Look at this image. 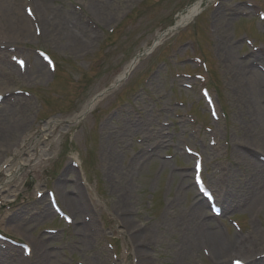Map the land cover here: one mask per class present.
<instances>
[{"label":"rangeland","instance_id":"obj_1","mask_svg":"<svg viewBox=\"0 0 264 264\" xmlns=\"http://www.w3.org/2000/svg\"><path fill=\"white\" fill-rule=\"evenodd\" d=\"M88 1L43 2L48 8L75 14L79 22L90 29L91 39L85 49L74 51L64 47L55 37L48 39L46 35L42 36L38 23V36L34 34L33 37L30 30V37L11 40L6 44L11 45L9 51L4 56L0 54V86L8 83L9 93L20 92H12L19 103L6 114L17 115V118L31 123L15 133L10 141L12 150L2 151L7 160H18L23 155L22 150L34 138L41 136L42 126L46 123L52 125L51 133L46 137L49 157L39 156L43 144L34 149L38 166L33 169L30 163L19 172L21 187L10 193L4 199L6 205L0 208V232L27 242L32 249V241L45 238L49 251L56 254V264H89V261L113 264L115 261L108 243L117 253L126 251L125 239L119 233V225L113 215L116 210L113 202L115 189L122 187L120 190L124 188L128 197L127 207L132 212L129 217L133 223L137 226L150 224L155 237L152 262L167 264L176 252L178 237L173 213L186 212L197 195L193 186L186 194L184 190L178 191L184 174L192 184L193 162L191 158L186 159L184 145L203 155V179L223 210L230 209L233 218L238 220L243 228L242 235L252 227L264 230V205L259 211L252 212V209L245 211L243 206H239V198L235 203L223 202L224 187L218 180H226L232 172L239 175L237 178L241 181L248 178L247 167L235 157L236 150L242 152L245 146H249L254 153L264 155V141H260V149L255 148L254 141L257 143L259 135L255 136L256 129L252 130L248 124L256 111L253 106H247V98L240 100L236 92V87L244 89L242 86L248 87V84L245 80L236 82L228 67L230 65L221 57L228 47L238 45L241 48L232 54H237L235 59L242 65L250 63L249 55L254 53L252 47H260L264 54V23L257 20L253 8L246 6L250 3L264 11V0H109L115 16L106 23L96 20L85 8ZM198 1V13L187 25L171 36H163L161 44L150 54L142 56L125 80L115 89H109L137 54L150 48L157 35L174 25L186 8ZM38 3L39 0L34 7ZM231 20L232 27L228 25ZM36 50L46 52L55 64L53 73L44 65L45 78L38 76L33 67L34 57L38 58ZM12 56L24 60V70L17 67ZM194 59L204 63L206 68ZM194 75H201L204 83L193 81ZM186 76L192 79L188 80ZM202 87L207 88L213 99L219 116L217 123L211 120L200 96ZM101 92L103 95L93 102L94 107L75 122V116L84 105ZM256 100L264 104V93L259 98L254 97L252 102ZM6 102L3 101L0 108L10 104ZM135 124L144 131L127 133V128ZM205 127L212 129L215 147L207 145L209 134ZM257 130L264 134L260 125ZM106 136L120 139L119 148L124 152L119 156L120 168H133V175L131 173L125 184L119 185L117 180L107 176L103 147ZM253 137L254 141H251ZM159 141H162L161 147L147 162L148 165L145 162L131 166L132 156L138 155L141 149L156 146ZM2 156L0 153V159ZM74 161L79 167L64 178L60 189L73 196L75 188L81 184L85 206L76 212L74 222L82 223L83 216H88L87 229L94 227L99 231L97 236H92L93 239L88 238L87 243L79 236L77 225L68 227L55 215L34 220L41 203L47 204L45 190L51 189L56 195V181ZM2 178L1 172L0 184ZM255 182L253 180V184ZM43 185L46 187L42 188ZM260 186L264 188V183ZM36 190L41 191L40 198L36 197ZM177 198L173 212L170 210L169 213L168 206ZM58 203L62 210L72 215L66 204ZM17 212H22L29 219L24 232L5 224L7 217ZM206 213L210 216L207 208ZM221 219L207 221L208 226L218 232L215 226L223 222L229 228V239H232L235 233ZM46 230H54L55 233L50 234ZM128 261L134 263L131 256ZM185 263L212 264L197 249ZM178 264H182L180 258Z\"/></svg>","mask_w":264,"mask_h":264},{"label":"bare ground","instance_id":"obj_2","mask_svg":"<svg viewBox=\"0 0 264 264\" xmlns=\"http://www.w3.org/2000/svg\"><path fill=\"white\" fill-rule=\"evenodd\" d=\"M36 1L31 0V10L35 18V22L41 26L42 36L46 35L48 39L55 37L59 39L62 45L71 50L85 49V45L88 40L91 39V31L87 26H84L76 18L75 14L71 12H59L56 9L48 8L43 2L48 0H39L36 6ZM109 0H90L85 5V8L89 10L94 16V18L99 19L100 22L110 21L115 13L112 11L113 7ZM27 7L25 0H0V54L5 55L7 53L8 42L11 40H16L17 37H30L29 32L32 31L34 37V28L31 20L24 15V8ZM200 8V2H196L186 8L185 13L182 14L175 22L176 26H185L188 22L198 13ZM120 10V9H119ZM221 20L218 19L217 22ZM223 20V19H222ZM230 27L233 26L232 20L228 23ZM89 29V30H88ZM31 30V31H30ZM41 33V32H40ZM41 36V35H40ZM16 37V38H14ZM6 45V46H5ZM241 45L234 48L228 47L227 52L221 54V57L227 63L230 71L233 73L236 82L241 83L245 80L248 87L243 85L239 88L238 83L236 89L240 100L248 99L247 106H253L256 114L252 115V118L248 120V124L251 125L254 135H259V138L254 141V137L251 141L255 142V148L259 147L260 141H264V134L261 136L260 131L257 130L260 125L264 129V104L256 100L252 102L255 97L259 98L260 95L264 93V74L262 71L257 69V65L263 69L264 59L261 54L249 55L251 61L247 65H242L241 62L235 59L237 54H232L239 50ZM11 65V64H9ZM132 65H130L131 67ZM33 67H35L38 76L45 78V70L43 62L34 57ZM128 65L123 69L122 73L117 77L122 79L125 74L129 73L130 68ZM245 74V75H244ZM244 77H243V76ZM8 83L2 84L0 86V94L3 95L10 92ZM2 99V100H3ZM5 100H8L11 105L4 106L0 108V151L8 152L9 149L12 150L10 141L14 138L17 131L26 129L30 126V122L25 119L17 118V115H8V112H12L18 104V100L13 98L10 93L7 94ZM258 101V102H257ZM2 103V102H1ZM93 103L89 102L84 105L81 112L75 116V122L83 117L87 111H90L93 107ZM250 105V106H249ZM249 110V108H248ZM254 111V112H255ZM132 127V128H131ZM129 126L126 130L127 133H138L143 132L144 129L139 125ZM135 127V128H134ZM52 125L51 123H46L42 126L41 136L34 138L31 144H28L23 150V155L19 157L18 160L9 162L7 156L1 157L0 160L4 159L0 164V170L2 166L4 177L2 179V184L0 185V196L6 198L9 193H14L19 190L22 185L21 180H19V172L30 163L35 169L38 166V159L35 158L36 152L34 149L39 145H44L39 152V156L49 157L47 153L48 141L46 137L51 133ZM264 132V130H263ZM21 136V135H20ZM106 142L103 144L105 149V163H106V173L111 179L117 180V184H125V180L131 175H133V168L129 167L127 170L120 168L119 156L124 154L120 150V139H115L111 136H106ZM162 141L156 144L153 149H141L138 155L131 157V166L142 165L146 162L152 160L153 155L161 147ZM263 148H264V142ZM14 147V146H13ZM249 146H245L242 152L236 150L234 152L235 157L241 164L247 167L249 172L248 178L241 181L239 175L232 172L227 175L226 180L218 179L222 183L224 189L223 202H233L239 198V206H243L245 211L251 210L259 211L264 205V188L260 186L264 183V166L258 160L254 159L250 153L247 154ZM264 152V149L262 150ZM254 153V150H250ZM188 160V158H187ZM8 163V164H7ZM237 163V165H240ZM145 164V165H146ZM146 165V166H147ZM73 169L68 167L63 172L64 174L56 181V197L58 201L63 202L68 206L70 213L76 216V212H79L85 206V201L83 198V192L80 187L75 188L73 196H69L67 191L65 192L61 188L63 185L64 178L72 173ZM187 174L182 177L181 185L179 190H184L183 193L191 188L193 184L187 181ZM254 180V184H253ZM17 183L15 184V182ZM121 182V183H120ZM261 182V183H260ZM15 184V185H14ZM117 186V185H115ZM122 188V187H121ZM120 188V189H121ZM118 187L115 189L116 195L114 197L115 212L113 213L116 223L119 225L118 229L123 230V233L127 239V249L132 257L136 259V264H154L152 262L151 250L155 244V237L150 231V224H145L142 226H137L133 223L131 219L129 208L127 207L128 197H126V191L123 188L121 191ZM220 192V191H219ZM220 194V193H219ZM225 194V195H224ZM220 197V196H219ZM56 199V201H57ZM179 200L177 198L175 201L168 206L167 210L173 212L174 205ZM41 209L35 214L34 220H44L51 216L50 209L44 201L41 203ZM206 202L200 196L196 195V200L191 205L186 212H174L175 220L177 222L176 231L178 237L176 239V252L171 255L170 260L167 264H178V259H181L182 264L185 260L189 261L192 254L195 253L196 249L201 250L202 248L209 251V257L212 264H228L229 258L233 256H239L242 258L246 264H264V230L263 229H252L247 232V234L240 236L235 234L232 239L228 240L226 237L217 232L214 228L208 226L207 221H209V215L206 213ZM229 208V207H228ZM5 224L11 225L13 228L19 230V232H24L25 224L29 221L28 218L24 217L22 212L14 213L7 217ZM79 236L84 243L89 242L88 238H91V234L83 223H79L77 227ZM97 234V232H96ZM50 239V238H49ZM33 245V252L30 253L29 259L23 258L22 255L19 256L17 249H13L11 246L0 247V264H56L55 256L56 254L49 251L48 244L45 238H40L31 242ZM229 256L228 260L226 259ZM31 258V259H30ZM127 259V254L123 255L122 261L119 264H123ZM89 264H95V262H90ZM190 264V263H185Z\"/></svg>","mask_w":264,"mask_h":264},{"label":"snow or ice","instance_id":"obj_3","mask_svg":"<svg viewBox=\"0 0 264 264\" xmlns=\"http://www.w3.org/2000/svg\"><path fill=\"white\" fill-rule=\"evenodd\" d=\"M237 264H239V262H237Z\"/></svg>","mask_w":264,"mask_h":264}]
</instances>
